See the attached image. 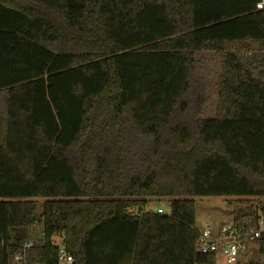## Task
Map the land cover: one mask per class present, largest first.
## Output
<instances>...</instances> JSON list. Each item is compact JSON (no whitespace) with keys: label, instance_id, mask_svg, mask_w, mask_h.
I'll list each match as a JSON object with an SVG mask.
<instances>
[{"label":"trees","instance_id":"16d2710c","mask_svg":"<svg viewBox=\"0 0 264 264\" xmlns=\"http://www.w3.org/2000/svg\"><path fill=\"white\" fill-rule=\"evenodd\" d=\"M263 3L0 0V264H217L198 198L238 199L232 226L254 228Z\"/></svg>","mask_w":264,"mask_h":264},{"label":"rangeland","instance_id":"374dc122","mask_svg":"<svg viewBox=\"0 0 264 264\" xmlns=\"http://www.w3.org/2000/svg\"><path fill=\"white\" fill-rule=\"evenodd\" d=\"M196 201V228L202 233L203 230L209 229L213 233H217L222 225H232L234 222L235 211L241 208L238 199L232 198H198ZM259 200H257V203ZM170 202L168 200L151 199L148 201L145 211L157 214L158 210L164 211L163 215H170ZM43 201L38 202L36 215L38 221L34 228L26 231L28 241H33L38 245H43ZM22 235H25L24 233ZM24 239V238H23ZM54 243L61 245L59 238H55ZM247 259L262 264L259 256L250 252ZM246 259L241 256L233 264H244ZM217 264H230L225 258L218 256ZM232 264V262H231Z\"/></svg>","mask_w":264,"mask_h":264},{"label":"built area","instance_id":"2783aa9c","mask_svg":"<svg viewBox=\"0 0 264 264\" xmlns=\"http://www.w3.org/2000/svg\"><path fill=\"white\" fill-rule=\"evenodd\" d=\"M258 9L264 10V3L258 5ZM171 214V208L169 210ZM163 215L164 211L159 209L157 212ZM264 214H260L255 222L254 228L239 230L232 225L221 226L217 233L211 232L209 229L203 230L200 234L198 242V251L201 254L216 253L228 260L231 264L243 256L246 261L250 252L259 256L264 264ZM36 243L27 241L25 247H33ZM263 249V250H262ZM20 261V258H16ZM60 264H73L72 258L66 253L64 248L60 249Z\"/></svg>","mask_w":264,"mask_h":264},{"label":"crops","instance_id":"0c3cea01","mask_svg":"<svg viewBox=\"0 0 264 264\" xmlns=\"http://www.w3.org/2000/svg\"><path fill=\"white\" fill-rule=\"evenodd\" d=\"M233 264V263H232Z\"/></svg>","mask_w":264,"mask_h":264}]
</instances>
